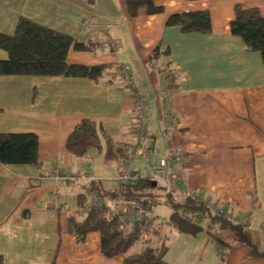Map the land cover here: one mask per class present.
Segmentation results:
<instances>
[{"label":"crops","instance_id":"0c3cea01","mask_svg":"<svg viewBox=\"0 0 264 264\" xmlns=\"http://www.w3.org/2000/svg\"><path fill=\"white\" fill-rule=\"evenodd\" d=\"M154 3L164 8L163 14L131 19L124 0H0V32L11 34L18 19L27 17L90 46L89 51L70 49L69 63L111 66L98 81L21 77L23 83L7 84L0 77V115L6 114V93L17 92L16 101L33 100L36 105L35 114L12 116L10 121L22 126L18 129L0 120V132L36 134L41 162L40 168L0 164V264H50L57 248L55 264H123L122 256L108 259L100 253L98 233L88 234L78 244L67 232L68 214L75 207L68 201L74 198L75 203L81 185L91 179L113 187L118 165L101 160L96 150L78 161L67 154L65 143L80 121L91 120L117 144L132 145L135 92L147 96L151 155L142 159L153 169L144 166L133 172L164 187L154 174L158 160L168 155L169 147L180 149L182 161L174 164V173L185 171L187 181L167 189L199 197L234 218L240 216L250 233L264 234V61L229 30L235 5L258 8L264 14V0ZM198 10L210 13L209 34H185L165 25L170 15ZM33 12L50 21L34 19ZM66 19L79 22L82 33L96 24L107 36H75L65 29ZM158 46L169 50L159 62L161 71L148 64ZM5 57L1 51L0 59ZM88 159L93 166L107 167L113 177L82 174ZM53 166L79 177L55 180ZM117 183L108 190H116ZM167 232L170 242L175 241L171 249L178 248L188 264H206V257L213 264H220L218 259L224 264H264V259L249 257L247 249L218 241L212 231L197 238L179 235L170 227ZM221 246L226 248L223 257ZM169 254L170 246L165 258L175 264L168 260Z\"/></svg>","mask_w":264,"mask_h":264},{"label":"trees","instance_id":"16d2710c","mask_svg":"<svg viewBox=\"0 0 264 264\" xmlns=\"http://www.w3.org/2000/svg\"><path fill=\"white\" fill-rule=\"evenodd\" d=\"M124 4L131 19L142 14L154 16L164 13V8L156 5L154 0H124ZM165 25L178 27L185 34L205 35L211 32L212 23L208 10H198L170 15ZM229 30L232 36L242 40L248 51L258 52L264 61V14L258 8L235 5ZM70 49L82 52L91 48L68 34L20 17L13 33L0 32V50L6 54L4 59H0V77L86 78L98 81L111 67L107 64H71L67 60ZM168 52L167 48L158 46L150 56V68L161 71L163 65L159 62ZM167 77H171L169 72ZM130 146L117 144L111 135L91 120L80 121L65 143L67 154L74 158L85 157L91 149L105 152L104 160L115 162L119 174L131 160ZM0 164L5 167L40 168L38 136L30 132H0ZM152 182L137 178L134 182H119L116 190H108L100 180L87 181L81 185L80 192L75 196V207L68 214V234L76 243L82 244L88 234L98 233L100 253L108 259L122 256L123 264H169L165 258L169 238L164 233L163 223L153 212V206L162 200L171 210L166 224L175 233L197 238L203 232L212 231L218 241L247 249L251 258L264 259V250H259L253 243L247 225L230 221L199 197L182 195L159 184L153 187ZM92 198H95L94 202ZM122 201L133 204L137 211H124L118 206ZM114 211L118 213L111 214ZM131 217L139 218L129 221ZM146 239L157 240V243L133 253L137 242ZM58 250L50 264H55Z\"/></svg>","mask_w":264,"mask_h":264},{"label":"rangeland","instance_id":"374dc122","mask_svg":"<svg viewBox=\"0 0 264 264\" xmlns=\"http://www.w3.org/2000/svg\"><path fill=\"white\" fill-rule=\"evenodd\" d=\"M54 10L55 9L53 7L52 10H51V12L53 14H54ZM31 15L33 16L34 19L41 20L42 23H46L45 19L50 21V19L47 18V17L40 18V16L37 13H35V12H33V14H31ZM66 22H67L68 27H66L65 29H67L68 31H72L75 36H107L100 29H98V26H96V24L91 25L92 29L89 32L86 33V29H84L85 32L82 33V32L79 31V29H80L79 28V25H80L79 22L74 21V20H67V19H66ZM59 28H61V27H59ZM0 52H1V50H0ZM2 78H6V79H3L2 83L5 82L7 84L15 83L16 81H17L18 84H20V83H23L24 80H25V79H22L21 77H2ZM25 78H27V77H25ZM29 80H31V79H29ZM4 93H6V91H4ZM16 95H17V92H16L15 96H11L9 93H6L3 96V101H4L3 105H4L5 109H6V114H4L3 116L0 115V120L2 122H4L5 125L10 126V127H14L15 129H18V128L22 127V126H20V124L17 121H13V122L10 121V119H12V116H15V115L28 116V114H35L36 105H33V102H34L33 100L32 101L29 100L28 103L18 102V101L15 100ZM24 97L25 96L23 95L22 98H24ZM91 150H95V149H91ZM88 153H87L86 156L89 155ZM94 153H96L101 160L104 159L105 152H98L96 150ZM85 157H83V158H75V159L78 160V161H81V160H84ZM90 163H91V161H89V159L87 160V162H85V168L82 170V172H81L82 174H85V173L91 174V173L95 172L97 175H101L102 177H106L108 175H109L108 177H113L112 175H110V171H109V169L107 167H104L102 165H94L93 166ZM88 165H89V167H88ZM130 165H131V169H132L131 172L134 174V176L136 178H139V179L140 178H144V176L141 175V174L138 176L137 173L133 172L135 169L137 170L139 167L141 168V167H144V166L146 167L147 170H151L152 171V169H153L151 164H149V161H145L144 159H142V157L141 158H135V159L131 160ZM110 166H115V165H110ZM123 170H124V168H123ZM122 173H123V171H122ZM121 174H116V176L113 177V179L111 180L113 187L111 185H109V184H106L105 182H104V187L106 189H108V188L109 189L116 188L118 186V183H117L118 182L117 181L118 177ZM61 186H62L61 189H63V185L62 184H61ZM73 200H74V198L71 199V201H68L70 207H73L72 205H75ZM121 207H122V209L124 211L128 210L129 211L128 213H133L134 211L135 212L137 211V210H135V207H134L133 204H129L128 202H125V201L121 202ZM153 212H154V214L158 215L159 220H160L159 222L163 223L164 229H165V227L167 225L166 223H167L168 218H169L170 213H171L170 208L164 203V201L161 200V201H157L156 204L153 206ZM236 219L242 221V218L240 216L239 217L237 216ZM168 230H169V227H166V231H164V233L170 237V235L167 232ZM250 234H251V238H252L253 243L258 247V249L259 250H264V234L256 233V232H251ZM173 240L171 239V242H170V239H169V242H168V245L170 246V254L168 256V260L171 261V262L174 261L175 264H188V259H186L185 257L180 258V255L178 254V252L180 250L178 248H177V251L175 249H171V246H173L175 244V241H173ZM156 243H157V240H152V239L141 240V241L137 242V244L133 248L132 252L133 253H137L143 247L149 246V245L150 246H154V245H156ZM221 248L223 250V255H222V257H223L224 253L226 251V248L222 247V246H221ZM204 260H205L206 264H213L212 263V258L206 257V259L204 258ZM219 260H220V262H219L220 264H224V261H222L221 259H218V261Z\"/></svg>","mask_w":264,"mask_h":264},{"label":"built area","instance_id":"2783aa9c","mask_svg":"<svg viewBox=\"0 0 264 264\" xmlns=\"http://www.w3.org/2000/svg\"><path fill=\"white\" fill-rule=\"evenodd\" d=\"M126 68L123 69V72L125 73ZM147 96L144 93L141 92H135L133 95V115H134V122H135V130L133 133V144L130 146V157L131 160L139 157H143L148 159L151 155L149 142L150 138L147 133V119H148V113H147ZM164 103L166 106H169V98H166L164 100ZM170 123L175 125L176 119L171 116L170 117ZM131 160L124 166L123 173L118 177L119 182L123 183H129L134 182L137 178L134 176V174L131 172V166L130 162ZM182 161V154L181 150L177 148H171L168 149V155L159 158L157 168L154 170L155 176L158 178V182L163 185L166 188H173L175 185L181 182L187 181V173L185 171H181L179 173H174V164H180ZM55 166L51 168V175L55 180L65 179V180H74L78 179L77 176H73L66 172H60L58 171ZM95 201V198H92V202ZM214 210L223 213L227 219L230 221L242 224L243 222L241 220H238L231 216L230 214H226L223 210L219 208H213ZM118 213V212H112L111 214ZM135 218L139 217H131L128 220L134 221Z\"/></svg>","mask_w":264,"mask_h":264},{"label":"water","instance_id":"95a60500","mask_svg":"<svg viewBox=\"0 0 264 264\" xmlns=\"http://www.w3.org/2000/svg\"><path fill=\"white\" fill-rule=\"evenodd\" d=\"M157 183L155 181L152 182V186L155 187Z\"/></svg>","mask_w":264,"mask_h":264}]
</instances>
